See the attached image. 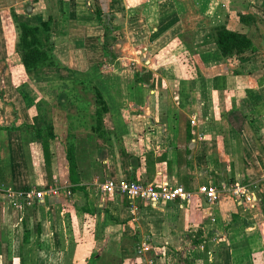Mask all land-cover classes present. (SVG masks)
<instances>
[{
  "label": "crops",
  "instance_id": "1",
  "mask_svg": "<svg viewBox=\"0 0 264 264\" xmlns=\"http://www.w3.org/2000/svg\"><path fill=\"white\" fill-rule=\"evenodd\" d=\"M14 15L52 18L59 64L26 72L51 110L49 172L34 134L1 129L36 114L11 77ZM224 24L253 49L223 57ZM87 83L109 107L98 133ZM0 104V264H264V0H0ZM128 177L247 194L133 207L102 188Z\"/></svg>",
  "mask_w": 264,
  "mask_h": 264
},
{
  "label": "trees",
  "instance_id": "2",
  "mask_svg": "<svg viewBox=\"0 0 264 264\" xmlns=\"http://www.w3.org/2000/svg\"><path fill=\"white\" fill-rule=\"evenodd\" d=\"M240 18L247 24L254 22L252 15H241ZM14 20L20 32L19 41L17 43V52L19 53L21 64V73L18 77L20 83H18V79H15V73H12L14 75L12 77L14 85L18 90L25 94L28 106L31 107L34 101H31L32 98L28 99V94L26 95V92L23 90L24 85L27 84L26 72L33 69L58 66L59 64L53 54L54 43L52 41V18H49L47 21H42L39 25L18 22L16 15H14ZM212 35L218 51L225 58H235L253 49L252 40L246 34L231 30L225 24L215 26L212 30ZM187 56L189 55L180 54L182 61L186 63L189 62L188 59H185ZM89 84L91 85V83ZM85 88L88 87L85 86ZM88 89L93 92L95 97V112L92 116V131L98 133L104 124V118L109 112V107L105 97L98 88L91 85ZM252 99L255 101L253 97ZM34 105L36 108V114L32 115L31 125L24 127L8 126L2 127L1 129L7 132L22 130V132L24 131L26 134H34L36 141L40 143L42 147L44 163L49 172L51 168V142L55 139L54 125L50 119L51 110L48 102L44 99H40L38 102L34 103ZM75 152V146L70 145L68 148V156L70 178L72 182H78L77 176L79 167L78 161L74 159ZM127 179L130 181L133 180L131 177H128ZM25 190H28V188L26 187ZM125 203L127 206H130V202L127 199Z\"/></svg>",
  "mask_w": 264,
  "mask_h": 264
},
{
  "label": "built area",
  "instance_id": "3",
  "mask_svg": "<svg viewBox=\"0 0 264 264\" xmlns=\"http://www.w3.org/2000/svg\"><path fill=\"white\" fill-rule=\"evenodd\" d=\"M195 124V120H192ZM104 192L109 196H120L131 200L133 207H137L140 203L157 207L165 203H173L176 201L188 202L195 195H202L210 204H216L220 201L221 196L225 191H232L236 196H246L247 189L244 186L223 185L218 188L212 184H202L195 189L184 185L171 184L169 182L152 181H130L126 178L111 179L102 186ZM39 199H43V192L32 191Z\"/></svg>",
  "mask_w": 264,
  "mask_h": 264
},
{
  "label": "rangeland",
  "instance_id": "4",
  "mask_svg": "<svg viewBox=\"0 0 264 264\" xmlns=\"http://www.w3.org/2000/svg\"><path fill=\"white\" fill-rule=\"evenodd\" d=\"M10 68V67H9ZM10 69H12V73H15V79H18V83H20V80H19V75H20V72H16V71H18L19 70V68L17 67V66H15V65H13V67L11 66V68ZM12 77V76H11ZM13 78V77H12ZM14 87H16L15 85H14ZM79 87L81 88V92H83V93H85V94H92V93H90V91H89V89L88 88H85V87H82L81 85H79ZM25 92H26V95L28 94V97H31L32 99H35V98H37L38 96H39V94H38V89L36 88V87H33V84L32 83H30V82H28L27 81V84H25L24 85V89H23ZM24 92V93H25ZM25 95V94H24ZM26 97V96H25ZM31 98H28V99H31ZM31 101H34V100H31ZM26 102H27V100H26ZM0 109H1V111H3V109H2V104H0ZM8 110L10 111V107H8ZM2 154L3 155H6V151L5 150H3L2 151ZM241 181H246L247 182V180H246V178L244 179V178H241L240 179ZM141 181V180H140ZM235 181V180H234ZM143 182V181H142ZM261 184H262V182H261ZM202 185V184H201ZM200 186V185H199ZM195 189V188H194ZM262 189H260V192H259V194H263L262 193V191H261ZM259 191V190H258ZM200 196H202V195H200ZM118 198H120V196H118ZM203 201H204V199H203ZM205 202V201H204ZM148 213H145V211H144V214H143V217H145L146 215H147ZM154 217H157L156 215H154ZM160 219V218H159ZM177 263V262H176Z\"/></svg>",
  "mask_w": 264,
  "mask_h": 264
}]
</instances>
